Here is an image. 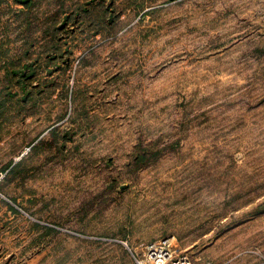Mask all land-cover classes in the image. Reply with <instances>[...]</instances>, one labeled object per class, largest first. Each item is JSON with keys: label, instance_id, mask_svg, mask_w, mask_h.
Wrapping results in <instances>:
<instances>
[{"label": "rangeland", "instance_id": "obj_1", "mask_svg": "<svg viewBox=\"0 0 264 264\" xmlns=\"http://www.w3.org/2000/svg\"><path fill=\"white\" fill-rule=\"evenodd\" d=\"M0 264H264V0H0Z\"/></svg>", "mask_w": 264, "mask_h": 264}, {"label": "trees", "instance_id": "obj_2", "mask_svg": "<svg viewBox=\"0 0 264 264\" xmlns=\"http://www.w3.org/2000/svg\"><path fill=\"white\" fill-rule=\"evenodd\" d=\"M16 2L23 3L26 6L32 5L33 0H15Z\"/></svg>", "mask_w": 264, "mask_h": 264}]
</instances>
